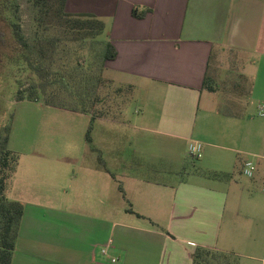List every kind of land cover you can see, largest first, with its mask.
Returning <instances> with one entry per match:
<instances>
[{
	"label": "crops",
	"instance_id": "crops-1",
	"mask_svg": "<svg viewBox=\"0 0 264 264\" xmlns=\"http://www.w3.org/2000/svg\"><path fill=\"white\" fill-rule=\"evenodd\" d=\"M65 12L103 22L102 37L116 52L106 72L131 87L142 122L144 111L150 116V125L137 120L135 129L154 132L171 147L157 167L144 148L125 153L108 138L96 147L91 136L90 152L128 203L122 221L111 229H79L83 245L55 246L51 257L40 248L34 262L16 263L13 252L11 264H192L197 248L240 255L237 247L249 248L253 230L264 229V116L258 114L264 103V0H66ZM221 70L233 95L225 108L200 114L204 91L215 94L214 84L224 82ZM206 105L216 103L207 99ZM190 142L202 144L203 160L187 172ZM246 162L254 166L248 178L258 188L234 181ZM97 197L107 215L108 196ZM108 243L109 254L102 256ZM70 250L82 258L67 259Z\"/></svg>",
	"mask_w": 264,
	"mask_h": 264
},
{
	"label": "rangeland",
	"instance_id": "rangeland-1",
	"mask_svg": "<svg viewBox=\"0 0 264 264\" xmlns=\"http://www.w3.org/2000/svg\"><path fill=\"white\" fill-rule=\"evenodd\" d=\"M35 14L31 0L0 3V32L4 40L0 44V139L8 125L7 148L18 155L16 171L9 181L5 197L25 206L14 250L16 263L34 262L40 248L51 257L55 246L72 248L83 245L85 236L79 229H111L113 224L122 221L121 209L128 206L116 195L114 181L98 165L97 155L90 152L85 140L90 116L48 107L41 101H16L18 81L24 89L30 83L26 79L27 72L17 77L15 58L22 50L12 36L11 25L18 23L23 35L32 42L36 31ZM225 74L221 70L219 77L224 82L214 84L217 87L215 94L204 91L200 114L204 110L225 108L226 100L233 95ZM103 77L107 81L102 90L106 116L101 118L105 122L94 120L92 124L93 145L98 147L100 139L108 138L113 141L111 147L118 146L125 153L144 148L159 167L168 158L164 153L165 147L167 149L171 145L154 132L135 129L133 122L136 124L137 120H141L138 126L151 124L146 119L150 117L148 112L144 111L143 123L142 114L138 113L141 107L133 101L131 87L120 83L106 70ZM207 99H212L216 105H206ZM246 110L253 116L256 109L249 105ZM184 156L188 157L187 152ZM249 159L255 163L254 158ZM201 160L187 158V172L197 170ZM115 172L120 173L119 170ZM90 173L96 175L91 179ZM161 178L165 176L161 175ZM103 179H106V184ZM234 181L237 186L259 187V183H254L238 170L234 171ZM104 193L108 196L107 215L100 207L103 201L97 197ZM252 235L249 248L237 247L240 255L234 257L211 251L200 264H264V229L261 233L254 229ZM65 253L67 259L82 258L73 250ZM82 261L87 264V261Z\"/></svg>",
	"mask_w": 264,
	"mask_h": 264
},
{
	"label": "trees",
	"instance_id": "trees-1",
	"mask_svg": "<svg viewBox=\"0 0 264 264\" xmlns=\"http://www.w3.org/2000/svg\"><path fill=\"white\" fill-rule=\"evenodd\" d=\"M5 1L0 0V3ZM31 2L36 10L32 42L23 35L18 23L11 25L12 36L22 50L15 58L17 77L27 72L26 79L30 83L24 89L18 81L16 101H41L48 107L90 116L85 134V140L90 144L94 120L106 116L102 90L107 81L103 72L105 63L115 58V49L103 39L104 24L94 15L66 13V0ZM1 43L4 40L0 32ZM204 85L211 90L206 77ZM4 131L5 135L0 139V264H11L24 208L20 202L5 197L16 171L18 155L7 148L10 127L6 125ZM98 161L105 168L100 158ZM209 176L228 177L221 173ZM119 189L122 190L120 186ZM209 252L197 248L192 255V264H200Z\"/></svg>",
	"mask_w": 264,
	"mask_h": 264
},
{
	"label": "built area",
	"instance_id": "built-area-1",
	"mask_svg": "<svg viewBox=\"0 0 264 264\" xmlns=\"http://www.w3.org/2000/svg\"><path fill=\"white\" fill-rule=\"evenodd\" d=\"M258 114L264 116V103L258 106ZM187 153L192 159L198 160L202 156V144L199 142H190L187 146ZM254 166L251 162H246L243 167V174L247 177L252 176ZM111 244L101 247L100 253L102 256H108ZM111 261L114 263L117 261L116 258H112Z\"/></svg>",
	"mask_w": 264,
	"mask_h": 264
}]
</instances>
